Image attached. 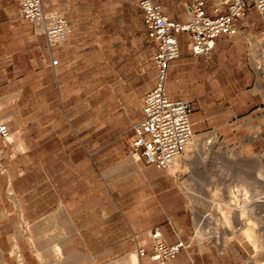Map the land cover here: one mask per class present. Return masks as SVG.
<instances>
[{"label": "crops", "instance_id": "obj_1", "mask_svg": "<svg viewBox=\"0 0 264 264\" xmlns=\"http://www.w3.org/2000/svg\"><path fill=\"white\" fill-rule=\"evenodd\" d=\"M154 1L172 19L187 20L186 7L178 10L164 5V0ZM217 1L206 0L210 14ZM74 4L73 0H44L48 11L63 12L68 19L72 47L80 35L72 15ZM137 8L144 35L153 44V60L157 47ZM16 19L25 21L20 10ZM236 25L235 35L216 39L209 57L193 54L188 34L179 35L181 57L170 64L167 92L171 99L192 103L194 131L198 123L195 114L206 105L203 94L212 98L231 92L223 86L225 81L231 85L228 77H247L242 61L246 60L250 37L263 33L257 30L264 28V15L251 7ZM45 44L49 62L45 60L43 68L14 78L13 82L23 87L0 102V126L6 124L10 135H19L12 143L0 136L2 257L7 264H18L13 255L17 245L24 264H131L137 239L150 244L149 232L160 228L169 243L187 244L170 264H197L191 207L175 173L148 165L144 157H133L130 152L136 139L133 126L142 117L143 101L141 113L128 114V120L114 125V131L111 120L96 125L94 109L80 113L79 109L66 108L58 113L55 107L46 108L39 85L28 88L26 84L43 79L53 85L59 82L68 50L62 45L50 49L46 40ZM53 59L59 61L56 69ZM85 114V121L73 118ZM139 260V264H157L149 255Z\"/></svg>", "mask_w": 264, "mask_h": 264}, {"label": "rangeland", "instance_id": "obj_2", "mask_svg": "<svg viewBox=\"0 0 264 264\" xmlns=\"http://www.w3.org/2000/svg\"><path fill=\"white\" fill-rule=\"evenodd\" d=\"M73 1L72 15L80 35L74 47L71 46L72 36L62 45L68 52L66 62L59 70V82L53 85L43 79L26 86L39 85L45 94L46 108L55 107L58 113L66 108L79 109L80 113L94 109L96 125L111 120L114 131V125L124 124L128 114L138 116L141 113L143 97L155 84L157 70L152 60L153 44L144 35L136 0ZM164 2V5L185 10V4L190 0ZM19 10L16 0H0V102L23 87L15 84L14 78L43 68L45 60L49 62L45 56V37L34 24L16 19ZM260 31L263 33L250 37L246 60L242 61L247 77H228L231 85L225 81L223 86L231 88V92L225 91L212 98L211 94L204 93L206 105L195 114L198 123L194 135L206 141L217 139L218 143L227 146L222 149L220 143L210 154L200 152L202 156L197 154L194 158L192 171L186 172L182 167L175 173L191 207L197 264H264L263 254L256 252L239 234L222 246L228 236H221L224 229L227 230L218 221L222 189L231 186L232 190L243 192L240 174L257 178L253 156L264 155V48L255 43L256 40L264 43V28H258L257 32ZM233 69L236 71L238 66ZM230 96L232 99L228 98ZM73 118L82 122L88 117L85 114ZM239 150L244 153V161H239L233 154ZM191 178L193 186H183ZM249 191L253 195V188ZM257 227L264 232V224L258 223ZM200 228L208 234L219 233L213 238L200 239ZM21 230L23 227L19 232ZM1 254L0 251V257Z\"/></svg>", "mask_w": 264, "mask_h": 264}, {"label": "built area", "instance_id": "obj_3", "mask_svg": "<svg viewBox=\"0 0 264 264\" xmlns=\"http://www.w3.org/2000/svg\"><path fill=\"white\" fill-rule=\"evenodd\" d=\"M18 2L21 18L41 31L50 49L70 39L72 29L68 19L59 12L48 11L44 0ZM137 5L157 47L153 57L157 77L156 85L144 96L142 117L133 126L136 139L130 145V152L133 157H144L148 165L167 171L194 135L192 103L186 99H171L167 92L170 64L181 57L179 35L188 34V45L193 54L209 57L216 39L222 35H235L238 32L236 22L251 7L264 15V0H218L212 14L207 10L206 0H191L186 6L187 20L184 22L172 19L154 0H139ZM58 64L59 61L53 59V67ZM0 136L9 139L6 124L0 126ZM149 238L150 244L137 239L136 253L139 257L149 255L157 264H170L187 248L184 241L169 243L160 228L152 229Z\"/></svg>", "mask_w": 264, "mask_h": 264}, {"label": "bare ground", "instance_id": "obj_4", "mask_svg": "<svg viewBox=\"0 0 264 264\" xmlns=\"http://www.w3.org/2000/svg\"><path fill=\"white\" fill-rule=\"evenodd\" d=\"M262 46L264 48V44ZM262 52H264V50ZM18 137V134H12L10 135L9 139L5 141L14 142L16 139H18ZM256 137H259V134L256 135ZM204 140L201 136L193 135L192 140L187 145L184 152L177 158L173 166V173H176L182 167L186 168V172L192 171L193 160L196 156H198L197 154H200L201 156L202 154L200 152H205L203 154H210V151H212L213 147L221 143H218V140L215 139L214 141L205 140L206 143H209L206 144ZM224 146L227 145L221 143L222 149H224ZM226 148L227 147H225V149ZM233 154L236 155L239 161L245 160V156L242 150L233 152ZM253 158L254 163L257 167V178H255V175L253 176V178H250L249 176L245 175L246 173L240 174L243 182V185L240 184V187H243V192L241 190L239 191L238 189L237 191L236 189L232 190L231 186L223 189L220 187L222 189V193L218 202V208L220 209L221 218H218V221H220L224 225L223 227L227 230L225 231L224 229V232L221 233V236H228L227 238H224V244H222V246H225V243L229 239L233 238L234 236L236 237L239 234V236L241 235V237H243L242 239H245L252 244L256 252H261L264 256V232L262 233L261 229L257 227L258 223L264 224V155L258 153L254 155ZM251 174L249 175L251 176ZM183 186H193L192 178L185 181L183 183ZM225 186L226 185H224L223 187ZM250 188H253V195L249 194ZM216 233L219 232L217 231L214 232V234H208L205 233L201 228L198 230V236L200 239H203L205 237L213 238ZM14 250L15 251H13V255L16 257L17 263L24 264L23 257L21 254H19V248L17 245H15ZM2 255L3 253L0 257V264H7V261L2 257ZM139 262V256L136 253L131 258V264H139Z\"/></svg>", "mask_w": 264, "mask_h": 264}]
</instances>
